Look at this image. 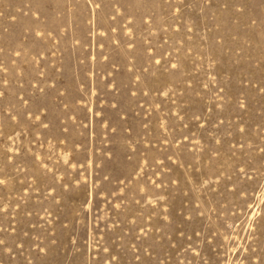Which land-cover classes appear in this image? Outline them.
I'll list each match as a JSON object with an SVG mask.
<instances>
[{"label": "rangeland", "instance_id": "1", "mask_svg": "<svg viewBox=\"0 0 264 264\" xmlns=\"http://www.w3.org/2000/svg\"><path fill=\"white\" fill-rule=\"evenodd\" d=\"M0 264H264V0H0Z\"/></svg>", "mask_w": 264, "mask_h": 264}]
</instances>
